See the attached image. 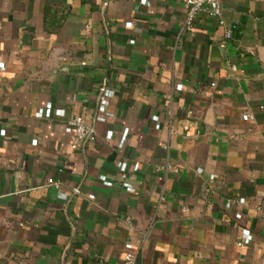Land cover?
Masks as SVG:
<instances>
[{
    "label": "crops",
    "instance_id": "0c3cea01",
    "mask_svg": "<svg viewBox=\"0 0 264 264\" xmlns=\"http://www.w3.org/2000/svg\"><path fill=\"white\" fill-rule=\"evenodd\" d=\"M220 1L0 0V264H264V0Z\"/></svg>",
    "mask_w": 264,
    "mask_h": 264
},
{
    "label": "built area",
    "instance_id": "2783aa9c",
    "mask_svg": "<svg viewBox=\"0 0 264 264\" xmlns=\"http://www.w3.org/2000/svg\"><path fill=\"white\" fill-rule=\"evenodd\" d=\"M147 0H142V2H146ZM186 6L188 8V14H187V19H186V23H185V27L187 29H190L192 27L193 24V19L196 15V13L198 12V10L204 6V5H209L210 9H211V13L214 15H217L221 18V22H224V19H222V4L220 0H185ZM128 24H131V22L129 21ZM236 24H233L232 26H230L226 32H225V39L222 41V45L224 46L226 44V41L231 39L233 37V31L236 28ZM0 66L3 67L4 66V62L0 61ZM182 85H178L177 87H181ZM100 106H106L110 103L111 101V94L109 92H103L100 95ZM261 107H264V104H261ZM50 108V107H48ZM68 126L71 129H74L76 132V135L79 139L80 142H84L87 139L91 138L93 136V132L94 129L92 126H90L89 124H87L83 117L81 116H74L72 117L69 121H68ZM128 132V128L125 129L124 134H126ZM5 133V129H1L0 130V135ZM113 133L112 131L108 132V135L111 136ZM37 142V139L34 140V143ZM77 144H75L74 146H76ZM122 165V162H119V166ZM138 167V165H136V168ZM199 170H201V168H199ZM123 177H126L127 174L125 172H123ZM49 184H55L58 185L59 181L55 180V179H49L48 181ZM123 186H125L128 190H135V187L129 183L128 181H124L123 182ZM81 193V190L78 186L73 187L70 190V194H79ZM89 197L91 198H95V194L91 193L89 194ZM232 201H229V205H231ZM126 247L128 248L125 257L126 259L131 263L134 264L135 261V255L133 253V251L131 250L133 247V244L131 242H127L126 243Z\"/></svg>",
    "mask_w": 264,
    "mask_h": 264
}]
</instances>
